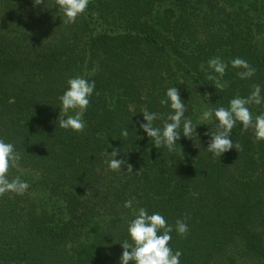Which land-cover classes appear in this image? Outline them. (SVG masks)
<instances>
[{
	"label": "trees",
	"instance_id": "obj_1",
	"mask_svg": "<svg viewBox=\"0 0 264 264\" xmlns=\"http://www.w3.org/2000/svg\"><path fill=\"white\" fill-rule=\"evenodd\" d=\"M62 21L55 0H0V139L21 156L9 179L29 185L0 197V264H120L130 199L173 227L180 264H264V141L238 124L230 139L241 149L215 157L205 133L218 121L201 119L254 85L264 98V0H90L75 23ZM214 57L227 64L223 91L207 79ZM235 58L255 75L240 79ZM77 76L95 81L81 133L58 120ZM171 87L197 133L184 137L182 122L172 152L139 127L147 110L163 130ZM248 107L264 113V101ZM113 148L126 161L119 171L109 168Z\"/></svg>",
	"mask_w": 264,
	"mask_h": 264
},
{
	"label": "clouds",
	"instance_id": "obj_2",
	"mask_svg": "<svg viewBox=\"0 0 264 264\" xmlns=\"http://www.w3.org/2000/svg\"><path fill=\"white\" fill-rule=\"evenodd\" d=\"M34 6L44 3V0H33ZM90 3V0H55V4L63 14L64 24H73L77 18L81 16ZM233 68H240L243 71L237 72L240 79H248L255 75L256 69L242 58H235L231 61ZM208 66L215 73L207 76L208 80L214 81V87L217 90L223 91L229 86L227 81L223 80L226 72L227 64L219 57L211 58L208 61ZM67 90L59 97L61 101V109L59 115V126L65 130L81 133L85 130L86 124L83 119L84 113L90 104V97L95 89V81L89 82L82 77L70 78L67 81ZM254 90L247 98L237 96L230 101V106H223L216 109L207 108L203 111L201 119L211 121L213 116L215 121V131L205 133L211 135V140L207 150L215 157H221L222 154L228 152L232 148L241 149V145L233 144L230 139L232 130L239 124L242 125V132L248 129H253L256 141H264V113L253 115L248 105H260L264 98L261 97L260 86L254 85ZM98 95V93H97ZM161 105H169L173 110L167 116V121L163 125V130L154 127L153 122L161 118L158 113H150L143 110V119L145 123H141L139 127L143 129L149 138H152L154 146L158 149L166 147L168 151H175V145L180 139L181 133L178 131L183 122V136L189 139L193 138V133H196L191 119L186 118V105L181 99L180 93L176 87H171L166 92V98L160 100ZM74 112V115H69ZM66 117V118H65ZM123 137L128 136V129H124L121 133ZM182 149V148H181ZM120 149L113 148L111 154H108L111 159L109 168L113 171L121 170L125 165V160H118L115 157L119 154ZM183 152V150H182ZM21 156L15 151L13 144L5 143L0 139V197L6 193L12 192L18 195H23L28 189L27 182L22 181L19 176L9 179V171L11 168H17ZM127 171L133 172L131 164H127ZM140 171V170H139ZM139 174V172L137 173ZM124 207L133 209L135 218L130 221L127 231L130 237L125 240L121 246L123 253L120 258V264H180L182 253L175 251L169 246L172 239L170 233L173 227L169 225L163 215L160 213L148 214L145 208L137 210L133 208V200L125 202ZM188 217H185V220ZM175 231L181 236L186 237L188 234V226L183 220H177Z\"/></svg>",
	"mask_w": 264,
	"mask_h": 264
}]
</instances>
